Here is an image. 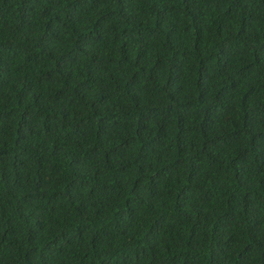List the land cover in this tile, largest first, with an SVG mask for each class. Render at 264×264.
Returning <instances> with one entry per match:
<instances>
[{
	"label": "trees",
	"instance_id": "16d2710c",
	"mask_svg": "<svg viewBox=\"0 0 264 264\" xmlns=\"http://www.w3.org/2000/svg\"><path fill=\"white\" fill-rule=\"evenodd\" d=\"M0 264H264V0H0Z\"/></svg>",
	"mask_w": 264,
	"mask_h": 264
}]
</instances>
